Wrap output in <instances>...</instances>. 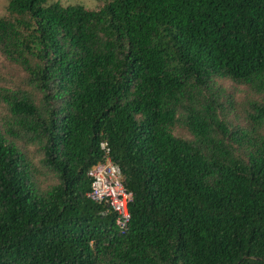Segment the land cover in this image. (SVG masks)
<instances>
[{
    "label": "trees",
    "instance_id": "trees-1",
    "mask_svg": "<svg viewBox=\"0 0 264 264\" xmlns=\"http://www.w3.org/2000/svg\"><path fill=\"white\" fill-rule=\"evenodd\" d=\"M96 1L0 17L20 72L0 75V264H264V103L242 125L224 100L264 94V0ZM103 143L134 197L124 235L88 197Z\"/></svg>",
    "mask_w": 264,
    "mask_h": 264
},
{
    "label": "built area",
    "instance_id": "built-area-1",
    "mask_svg": "<svg viewBox=\"0 0 264 264\" xmlns=\"http://www.w3.org/2000/svg\"><path fill=\"white\" fill-rule=\"evenodd\" d=\"M101 147L105 158L88 173L92 180L88 197L96 203L106 205L107 213L115 214L119 234L124 235L128 233L131 223L130 206L134 200L133 193L124 184L121 167L112 161L108 144L103 143Z\"/></svg>",
    "mask_w": 264,
    "mask_h": 264
},
{
    "label": "rangeland",
    "instance_id": "rangeland-1",
    "mask_svg": "<svg viewBox=\"0 0 264 264\" xmlns=\"http://www.w3.org/2000/svg\"><path fill=\"white\" fill-rule=\"evenodd\" d=\"M50 3H60L64 6L70 5H81L88 10H98L100 7V2L96 0H49ZM9 0H0V17H3L6 14V9L8 6ZM20 72L17 69L11 68L9 63L5 60V58L0 57V75H3L7 80V83L14 85L16 75ZM4 79V80H5ZM6 86V84H2ZM225 87H227L228 92L224 100H227L230 94L232 99L236 103V110L232 111L229 116V120L233 123L240 122L242 125L245 124L246 112L250 109L249 104L253 101H258L264 103V94L263 95H254L247 87H235L231 82H224ZM10 87V86H6ZM222 102V100H221ZM227 103V101H225ZM10 119V114L7 109V106L0 102V129L6 131V122ZM19 144L24 145V141H20ZM27 152L31 157L35 159L36 164H40L39 162V149L36 146H27L25 147ZM52 181L51 177H47V179H42V182L50 183Z\"/></svg>",
    "mask_w": 264,
    "mask_h": 264
}]
</instances>
